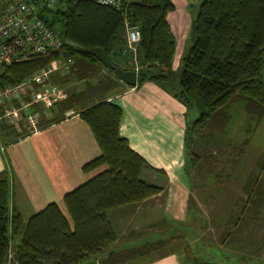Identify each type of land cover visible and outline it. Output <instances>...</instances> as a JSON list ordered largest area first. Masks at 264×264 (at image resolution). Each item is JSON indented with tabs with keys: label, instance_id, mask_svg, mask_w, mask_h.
<instances>
[{
	"label": "trees",
	"instance_id": "1",
	"mask_svg": "<svg viewBox=\"0 0 264 264\" xmlns=\"http://www.w3.org/2000/svg\"><path fill=\"white\" fill-rule=\"evenodd\" d=\"M14 3H3L0 13ZM173 10L171 0H125L120 10L92 0H59L40 16L57 32L60 49L2 68L1 86L15 85L59 59L66 63L68 74L52 77V83L84 87L56 103L54 117L39 127L59 122L72 110L90 129L100 154L82 166L88 175L83 184L26 222L12 205L8 171L0 172V264H6L9 251L16 264H86L116 240L106 217L109 209L139 203L162 190L141 178L143 169L152 168L119 133L122 110L109 100L119 86L112 70L75 47L100 50L114 67L135 71L131 54H122L124 23L138 28L137 86L167 85L165 90L186 112L197 110L196 118L186 122L183 136L185 170L191 181L192 173L199 174L208 164L209 152L220 146L233 105L242 103L243 112L257 123L264 116V0L200 1L192 17L196 38L184 52L178 89L171 84L175 40L166 19ZM14 136L13 128L0 125L1 144ZM242 190L243 207H252L255 217L264 201V183L251 174ZM156 247L146 245L128 256ZM114 257L108 263H114ZM192 262L212 264L196 258Z\"/></svg>",
	"mask_w": 264,
	"mask_h": 264
},
{
	"label": "crops",
	"instance_id": "2",
	"mask_svg": "<svg viewBox=\"0 0 264 264\" xmlns=\"http://www.w3.org/2000/svg\"><path fill=\"white\" fill-rule=\"evenodd\" d=\"M171 1L174 10L166 17L175 40L171 70L178 71L194 16L186 8L194 0ZM117 81L109 100L122 110L119 133L152 168L143 169L141 178L162 190L139 203L109 209L106 217L116 240L86 264H181V250L187 256V249L180 231L192 188L183 151L186 109L165 90L167 85L137 86L136 79L135 86L128 87ZM2 144L0 172L8 171L11 202L23 222L83 184L88 175L82 166L100 154L90 129L76 113ZM153 244L158 247L148 253L128 256ZM113 257L116 261L108 263Z\"/></svg>",
	"mask_w": 264,
	"mask_h": 264
},
{
	"label": "rangeland",
	"instance_id": "3",
	"mask_svg": "<svg viewBox=\"0 0 264 264\" xmlns=\"http://www.w3.org/2000/svg\"><path fill=\"white\" fill-rule=\"evenodd\" d=\"M11 1L25 0H0V8L3 3ZM200 1L194 0L189 5L193 6L186 8L192 16ZM188 40L187 44H190ZM135 53V46L131 49L125 44L122 49V54H131L136 72L138 66ZM59 61L66 65L61 59ZM177 69L178 71L172 69L175 78L171 80V84L175 89H178L181 65ZM67 74L68 66L67 69L56 70L52 77ZM100 74L103 75L104 71ZM262 76L264 77V66ZM55 85L65 92L66 97L63 100L71 90H82L84 87L82 83ZM52 108L46 114L41 108L37 110L42 117L38 128L41 123L54 117ZM72 113V110L66 111L64 116ZM197 114L195 109L188 111L185 122L191 123ZM229 114L231 120L221 137L220 146L209 152L208 164L199 174L192 173L191 196L182 220L181 227L184 229L180 231V236L186 241L185 251L188 257L182 249L180 256L184 258L180 259L181 264H189L195 258L212 264H264V201L257 209V215L253 217L252 207L247 204L243 207L246 195L242 190L251 174H257L264 183V116L257 123L243 112L242 103L233 105ZM7 126L15 130V136L12 137L14 139L30 132L23 125ZM260 160L263 163L261 169L257 166ZM246 208L250 210L247 211Z\"/></svg>",
	"mask_w": 264,
	"mask_h": 264
},
{
	"label": "built area",
	"instance_id": "4",
	"mask_svg": "<svg viewBox=\"0 0 264 264\" xmlns=\"http://www.w3.org/2000/svg\"><path fill=\"white\" fill-rule=\"evenodd\" d=\"M59 0H25L15 2L0 13V73L2 68L23 62L34 56L57 51L61 40L40 16L52 9ZM95 4L120 10L125 0H92ZM127 48H133L140 40L135 25L124 23ZM60 68L67 69L60 61H54L44 69L30 75L15 85H0V125H23L34 132L44 114L66 94L52 83V75ZM1 151L4 150L0 145ZM6 264H16L9 251Z\"/></svg>",
	"mask_w": 264,
	"mask_h": 264
},
{
	"label": "water",
	"instance_id": "5",
	"mask_svg": "<svg viewBox=\"0 0 264 264\" xmlns=\"http://www.w3.org/2000/svg\"><path fill=\"white\" fill-rule=\"evenodd\" d=\"M196 38V23L195 21L192 20L191 26H190V34H189V42L193 43ZM77 50L81 52H87L90 54H93L97 60L107 69L112 70L114 76L116 77L117 80L122 82L124 85L128 87H133L136 84V72L135 71H124L121 70L117 67H114L111 62L106 58L104 53L100 50L97 49H82L79 47H75ZM184 56L182 57V59Z\"/></svg>",
	"mask_w": 264,
	"mask_h": 264
}]
</instances>
